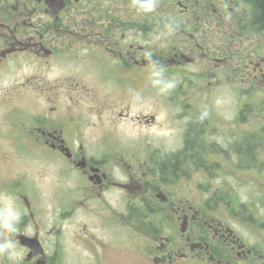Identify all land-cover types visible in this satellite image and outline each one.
I'll return each mask as SVG.
<instances>
[{"label":"flooded vegetation","instance_id":"af4514ba","mask_svg":"<svg viewBox=\"0 0 264 264\" xmlns=\"http://www.w3.org/2000/svg\"><path fill=\"white\" fill-rule=\"evenodd\" d=\"M6 74L28 75L0 87V138L49 154L56 176L41 193L0 150V264H264V219L229 193L244 170L264 187L254 0H0ZM229 78L239 98L218 105ZM164 83L163 107L132 111ZM187 142L199 151L170 163Z\"/></svg>","mask_w":264,"mask_h":264},{"label":"rangeland","instance_id":"374dc122","mask_svg":"<svg viewBox=\"0 0 264 264\" xmlns=\"http://www.w3.org/2000/svg\"><path fill=\"white\" fill-rule=\"evenodd\" d=\"M26 75L28 74H6L4 75L3 81H0V87L1 86L8 87L11 81L13 80H17L22 83L24 82V78ZM57 75L58 74H46V80L52 83L54 81V78ZM231 83L232 81L229 78L227 82V87L223 89L222 93L216 96L215 101L218 105L222 103H227L228 106L231 104H236L235 101L239 98V92L238 90L233 89L234 91V94H233V92L231 91L232 88L228 86ZM170 89H171V86H166V84L164 83L163 93H157V95L153 93L151 94L148 93L147 103L145 104L144 102L142 104L133 105L132 111L139 112V111L147 110L148 112H156L157 108L159 106L163 107V103H164V101L162 102V100H160L159 96H161L162 94H165V96H168L172 92ZM29 97L30 96L26 94V92H23L21 96V101H22L21 104H26L25 107L28 109H30ZM35 97L39 98L41 96H35ZM182 97H184V95H182V92H181L180 93L181 103L183 99ZM244 100L251 101L252 94L247 96V99L245 98ZM147 111L145 113H147ZM157 116H158V121L162 119V117L159 114H157ZM124 127L125 126H122V130L124 131L123 133L131 134L133 136L145 135L147 134V132L151 135H157V136H161V135H164V133L165 134L168 133L166 129H163L161 131V129L155 128V127L143 129L142 131L138 130L139 127H136L133 125H131V127L127 126L125 130H124ZM154 141L165 144L167 140L155 139ZM23 145L25 144L19 143L16 146H12L11 143H8L2 138H0V150H6L10 152L11 161H8V164L11 163L12 165L11 170L17 168V173H23V172L29 173L30 176L32 177L31 178L32 183L36 184L37 186L41 188V193L47 191V189L45 188H53L54 187L53 182H54L56 175L54 173L55 172L53 169L54 167L49 166L47 163L50 155L42 151H38V150H35L34 152H29V150H26L25 148H23ZM5 164H6L5 162L4 163L0 162V172H3ZM246 171L247 170H244V181L243 182L245 185L243 186V189L230 190L229 193L233 194L234 196L238 198H244V199L250 200L249 203L246 202L247 205L249 206L250 211L252 210L254 214V212L257 210L258 213L260 214V217L264 219V203L263 205H260L261 203L258 202L259 199L264 198V187L263 189L262 188L252 189L251 187H248L249 185H246V183L251 184L252 182H255V180H252L250 176L246 177V174H248ZM57 182H60V178L57 180ZM195 195H196V199L205 198L206 196V194H204V191L202 190H196ZM47 202L48 200L45 201L46 206H47ZM51 216H53V214H47L48 218H51ZM41 218H42L41 220H43L44 215H42ZM70 230L74 231L75 228L70 227ZM62 232H63V224H62ZM61 243H62V248H58V251H57V260L59 263H63V234L61 237Z\"/></svg>","mask_w":264,"mask_h":264},{"label":"trees","instance_id":"16d2710c","mask_svg":"<svg viewBox=\"0 0 264 264\" xmlns=\"http://www.w3.org/2000/svg\"><path fill=\"white\" fill-rule=\"evenodd\" d=\"M255 1V6H256V17L258 18V20L260 21V23L264 24V0H254ZM193 139V137H190V140ZM186 151H184V155L180 156L179 158L176 159H171L169 162L173 163L175 161L179 160H183L184 157L190 153L193 152H198L199 148L197 146H195L193 144V142H187L186 143V149H184Z\"/></svg>","mask_w":264,"mask_h":264}]
</instances>
